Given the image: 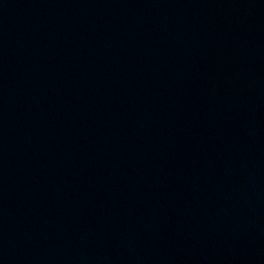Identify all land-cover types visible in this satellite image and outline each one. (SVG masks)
Masks as SVG:
<instances>
[{"label": "water", "instance_id": "95a60500", "mask_svg": "<svg viewBox=\"0 0 264 264\" xmlns=\"http://www.w3.org/2000/svg\"><path fill=\"white\" fill-rule=\"evenodd\" d=\"M0 264H264V0H0Z\"/></svg>", "mask_w": 264, "mask_h": 264}]
</instances>
